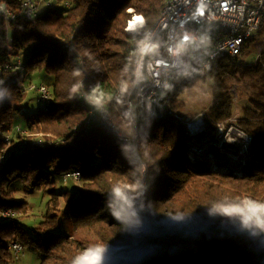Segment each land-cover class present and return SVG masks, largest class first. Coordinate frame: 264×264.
Masks as SVG:
<instances>
[{
	"label": "trees",
	"instance_id": "1",
	"mask_svg": "<svg viewBox=\"0 0 264 264\" xmlns=\"http://www.w3.org/2000/svg\"><path fill=\"white\" fill-rule=\"evenodd\" d=\"M57 1L58 8L45 9L33 19L19 16L9 26L0 10V264L17 259L9 248L14 241L24 251L38 249L39 264H74L92 253L99 257L97 264H113L141 239L128 200L143 187L144 205L158 229L206 225L236 215L264 217V49L252 62L246 60L258 35L264 34V19L257 36L238 55L219 57L205 75L195 74L173 87L176 109L184 105L180 95L186 88L210 81L211 132L234 116L239 92L231 90L232 84H259L237 119L252 142L244 163L235 169L221 162L215 167L203 159L193 162L191 136L173 113L149 117L137 109L133 117L128 111L138 39L126 30L129 9L151 26L165 0H71L69 7ZM2 2L14 11L20 7V0ZM18 58L24 69L6 67ZM36 69L53 76L46 83L53 100L49 110L28 114L23 122L16 117L25 99L24 85ZM82 91L106 102L127 139L91 117ZM18 125L27 132L53 133L59 140L23 144L31 137L17 130ZM135 135L138 157L130 146ZM12 142L15 152L1 161ZM220 166L227 170L216 168ZM74 171L81 172L82 187L55 186L59 178L76 184L73 176L63 178ZM14 179H23L31 189H47L50 195L44 217L31 229L19 218L28 214L30 204L10 188ZM62 199L72 228L68 234L58 230ZM5 210L15 215L3 217ZM121 264H264V238L227 230L177 232L139 247Z\"/></svg>",
	"mask_w": 264,
	"mask_h": 264
},
{
	"label": "built area",
	"instance_id": "2",
	"mask_svg": "<svg viewBox=\"0 0 264 264\" xmlns=\"http://www.w3.org/2000/svg\"><path fill=\"white\" fill-rule=\"evenodd\" d=\"M63 6L69 7L71 0H63ZM61 6L57 0H20L18 11L2 2L0 10L4 14L6 24L23 16L33 19L40 15L45 9H56ZM139 18V19H138ZM264 19V0H165L159 17L151 26L146 25L142 15H134L128 20L126 30L138 36L134 44V81L128 94V111L135 117L137 109L142 110L149 117H162L165 113H173L187 127V133L191 136V152L198 151L201 141L199 138L206 135L209 137L207 111H200L195 116L179 114L172 107L173 87L181 84L189 77L198 74L205 75L214 65L219 57L226 55H238L244 43L257 36ZM184 37H188L187 40ZM7 68L24 69L22 60L14 64H8ZM83 87V81H81ZM236 85L231 90L235 91ZM24 90L35 91L37 101L40 103L39 110H49L53 100L51 89L44 82H30L24 85ZM135 93V99L131 93ZM238 94L234 104H238ZM80 97L84 103L90 106L91 117L97 119L113 133L123 139H127L115 126L111 111L106 102L100 96H93L82 91ZM233 120V119H232ZM227 122H219L213 132L216 139H222L226 130ZM245 142L243 148L247 152L252 135L246 133L240 125H237ZM232 129V128H231ZM17 130L24 135L27 132L21 125ZM131 137V148L138 153L135 139ZM10 139V135H7ZM215 144L216 141L210 140ZM23 144L49 145L53 142L47 140L24 139ZM16 150L13 142L7 147L1 157L3 161ZM73 176L75 182L81 181V172L74 171L63 175L64 179ZM146 189L143 187L129 201L128 212L137 219V228L142 232V239L156 232L149 219L148 209L144 205ZM3 217L15 215L14 211L5 210ZM210 224H231L244 226L258 230H264V217L236 215L224 219H214ZM148 241L147 244H150ZM12 253L18 258L23 252V245L14 241L9 244Z\"/></svg>",
	"mask_w": 264,
	"mask_h": 264
},
{
	"label": "rangeland",
	"instance_id": "3",
	"mask_svg": "<svg viewBox=\"0 0 264 264\" xmlns=\"http://www.w3.org/2000/svg\"><path fill=\"white\" fill-rule=\"evenodd\" d=\"M129 11L132 13L129 19H131L134 15H142L134 12L133 8H130ZM263 49L264 34L258 35V41L252 46L251 53L246 57V60L248 62H252L254 59H256L258 54ZM27 54L28 52L23 53L22 58L24 59ZM30 82H44L45 84H51L53 82V76L49 74L45 69H36L33 73L32 79H30L28 83ZM235 85L238 89L239 94L237 96L238 104H234L235 111L232 118L233 120L231 119L229 122H227V128L224 131L222 139H216V135L213 131L209 132L208 139H206V135H203L199 138L201 144L198 151L190 154L193 162H196L199 159H203L209 163V166L215 167L217 163L221 162L235 169L240 168L244 163L242 157L245 156L246 151L243 148V144H240V135L242 133L240 131H237V119L242 114V105L244 103H247L250 92L258 89L259 84L257 82L247 80L244 84L238 83ZM36 96L37 93L35 91H26L25 99L20 105V112L17 113V120L25 122V118L23 117L27 116L28 114L33 115L34 113L38 112L40 103L37 101ZM180 99L183 100L184 105L176 109L174 108L179 114L186 116H195L200 111H207L209 113V107L213 99L210 88V81H198L194 86L186 88L180 95ZM212 134L214 135V137L211 136ZM25 136L42 141L49 140L53 143H57V140H59V138H57L53 133L38 130L30 131ZM210 140L216 141L215 144L211 143ZM216 168L220 169L222 167L220 166ZM143 183L145 184V179ZM76 184H72V181L67 182L59 178L55 186L66 187L71 185L73 187H82L81 182H78ZM10 188L15 189L16 196L19 198V200L23 199L29 202L30 210L28 214L24 216L19 215V218L23 226L31 229L39 220L44 217L47 211L46 202L50 198L48 190L31 189V187L26 184V181H23V179H14L10 185ZM130 199L128 200V205ZM65 206V200L62 199V209L59 213L61 224L58 230L60 232L68 234L69 232H71L72 228ZM41 258L42 253L38 249L33 247H26L24 253H22L14 262H12V264H39Z\"/></svg>",
	"mask_w": 264,
	"mask_h": 264
},
{
	"label": "water",
	"instance_id": "4",
	"mask_svg": "<svg viewBox=\"0 0 264 264\" xmlns=\"http://www.w3.org/2000/svg\"><path fill=\"white\" fill-rule=\"evenodd\" d=\"M205 229L227 230V231H231L234 233L252 235V236L264 238V230H258V229H253V228H247L244 226H235L231 224H222V223H219V224L208 223L206 225H192V226H186V227H179L177 229H158L153 234L149 235L148 237H145V239H142V235H143L142 234L141 239H139L136 247L128 251L123 257L117 259L113 264H121L126 259H128L139 247L146 245L148 241H153L159 237H165L172 233L184 232V231L205 230Z\"/></svg>",
	"mask_w": 264,
	"mask_h": 264
},
{
	"label": "snow or ice",
	"instance_id": "5",
	"mask_svg": "<svg viewBox=\"0 0 264 264\" xmlns=\"http://www.w3.org/2000/svg\"><path fill=\"white\" fill-rule=\"evenodd\" d=\"M184 39L187 40L188 37H184ZM262 226H264V223H262ZM98 260H99L98 255L95 253H92V254L86 255L85 257L82 258V264H84V262H88V264H97Z\"/></svg>",
	"mask_w": 264,
	"mask_h": 264
},
{
	"label": "bare ground",
	"instance_id": "6",
	"mask_svg": "<svg viewBox=\"0 0 264 264\" xmlns=\"http://www.w3.org/2000/svg\"><path fill=\"white\" fill-rule=\"evenodd\" d=\"M240 136H241L240 144L242 145V144H244L245 139H244V137L242 135H240ZM221 170H227V166H222Z\"/></svg>",
	"mask_w": 264,
	"mask_h": 264
},
{
	"label": "clouds",
	"instance_id": "7",
	"mask_svg": "<svg viewBox=\"0 0 264 264\" xmlns=\"http://www.w3.org/2000/svg\"><path fill=\"white\" fill-rule=\"evenodd\" d=\"M74 264H82V260L78 258L76 261H74ZM86 264V262H84Z\"/></svg>",
	"mask_w": 264,
	"mask_h": 264
}]
</instances>
